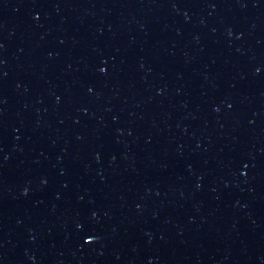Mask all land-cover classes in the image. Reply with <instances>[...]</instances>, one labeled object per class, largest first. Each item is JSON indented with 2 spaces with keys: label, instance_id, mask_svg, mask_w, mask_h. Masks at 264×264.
<instances>
[{
  "label": "water",
  "instance_id": "water-1",
  "mask_svg": "<svg viewBox=\"0 0 264 264\" xmlns=\"http://www.w3.org/2000/svg\"><path fill=\"white\" fill-rule=\"evenodd\" d=\"M0 264H264V0H0Z\"/></svg>",
  "mask_w": 264,
  "mask_h": 264
}]
</instances>
